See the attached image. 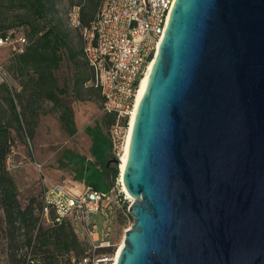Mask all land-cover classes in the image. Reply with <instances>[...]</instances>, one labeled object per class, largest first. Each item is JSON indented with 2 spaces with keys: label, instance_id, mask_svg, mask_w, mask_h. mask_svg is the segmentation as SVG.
Instances as JSON below:
<instances>
[{
  "label": "water",
  "instance_id": "1",
  "mask_svg": "<svg viewBox=\"0 0 264 264\" xmlns=\"http://www.w3.org/2000/svg\"><path fill=\"white\" fill-rule=\"evenodd\" d=\"M121 182L115 264H264V0L172 1Z\"/></svg>",
  "mask_w": 264,
  "mask_h": 264
},
{
  "label": "built area",
  "instance_id": "2",
  "mask_svg": "<svg viewBox=\"0 0 264 264\" xmlns=\"http://www.w3.org/2000/svg\"><path fill=\"white\" fill-rule=\"evenodd\" d=\"M172 1L98 0L85 23L80 19V4L71 5L65 12L67 26L78 33L80 55L88 69L81 87L97 91L100 112L113 115L107 137L116 157L121 152L138 82L162 36ZM24 43L22 33L14 29L0 36V46L9 45L14 52H21ZM13 153L10 146L6 166ZM120 197L125 199L120 190L113 194L87 185L75 192L61 182H52L41 191L39 214L48 224L68 220L74 234L85 240L87 247L77 264H110L113 253L97 249L112 245L110 236Z\"/></svg>",
  "mask_w": 264,
  "mask_h": 264
},
{
  "label": "trees",
  "instance_id": "3",
  "mask_svg": "<svg viewBox=\"0 0 264 264\" xmlns=\"http://www.w3.org/2000/svg\"><path fill=\"white\" fill-rule=\"evenodd\" d=\"M51 7V0H0V36L14 29L21 32L25 39L21 52H11L4 59V68L18 87L15 89L5 81H0V114L5 117L0 118V210L4 224L12 229L15 228L13 224L33 229L35 218L29 205L20 207L14 182L5 170L4 160L12 145L10 130L31 139L39 114H50L68 139H72L76 134L73 111L66 99L68 89L65 85H58L54 76L62 58V50L68 46L63 35L51 23V18L47 17ZM10 8L23 10V13L19 14L20 25L10 27L11 23H2L7 9ZM66 56L72 59L75 53L69 51ZM84 66L79 68L76 65L73 68L70 95L75 98H79V87L88 77L85 63ZM47 102L50 106L44 110L40 109L41 103ZM27 113H30L29 117ZM100 113V120L94 121L92 125H84L82 129L90 138L91 156L97 163L98 156H103L101 170L114 178L116 167L104 165L105 153L111 150L107 133L105 135L101 130L102 122L108 126L113 122V115ZM82 165L78 172L79 177L88 186L97 188L94 182L83 177L93 163L83 160ZM11 243L12 238L9 237L6 259L0 264H77L86 249L66 219L46 227L38 226L31 236L26 237L24 250L12 247ZM106 251L109 249H97V252Z\"/></svg>",
  "mask_w": 264,
  "mask_h": 264
},
{
  "label": "rangeland",
  "instance_id": "4",
  "mask_svg": "<svg viewBox=\"0 0 264 264\" xmlns=\"http://www.w3.org/2000/svg\"><path fill=\"white\" fill-rule=\"evenodd\" d=\"M51 1L52 7L49 9L47 17L51 18V23L63 35L68 46L65 50H62L59 67L54 71L56 82L60 86L65 85L67 87L68 95L66 99L70 103L71 108L73 106L72 111L76 112L78 116L88 117L92 123V121L100 120V97L98 93L92 89L79 87V98L70 95L73 68L76 65L79 68L85 66L80 56V38L76 30L67 26L65 12L71 5L80 4V19L85 23L91 17L98 0ZM21 13H23L22 9H7V14L2 23L6 25L11 23L12 25L10 27L20 25L19 14ZM69 51L75 53L72 59L66 56V53ZM11 52H14V50L9 45L0 46V73L3 74V76L0 75V81H5L8 85L16 89L18 86L4 68V59ZM49 106L50 104L48 102L41 103L40 109L44 110ZM29 116L30 113H27V117ZM40 116L41 114H39V119ZM0 118L5 119L1 114ZM107 128L108 124L102 122L101 130L105 135ZM43 131L44 133L38 132L36 135L33 134L31 139H28L26 135L20 136L18 132L15 133L10 130V136L12 137L11 146L14 153L7 166L4 160L5 170L14 182L16 198L20 207L23 208L29 205L31 208L32 216L35 218V225L33 229H26L25 226H19L17 224H13L14 229L8 228L3 222L0 210V262L6 259V246L9 237L12 238V247L24 250L26 237L31 236L38 226L46 227L48 225L47 222L42 220L39 214V197L44 186L52 182H61L75 192H81L85 189L87 184L79 177L78 173L79 169L83 167V160H88L94 165L88 168V171L83 177L90 182H94L97 186L96 189L101 191L111 190L113 194L119 190L122 191L118 180V168L112 163L108 164L116 167V176L114 178H111L101 170L100 163L101 157L103 158V156L99 155V162H95L90 154L88 143L84 140V137H87L84 131L79 134L78 140H71L67 137H62L58 133L57 128L51 126V120L47 122ZM125 135L126 133L124 134L123 143ZM105 155L106 159L111 155L116 157L111 151L105 153ZM129 201V198L126 199L125 197V199H122L120 197V200L115 206L112 233L110 236L112 245L108 251L110 253L115 254L121 244L124 230L132 223V217L126 211ZM75 236L79 241L84 243V248H86L85 240L81 239L78 233Z\"/></svg>",
  "mask_w": 264,
  "mask_h": 264
},
{
  "label": "bare ground",
  "instance_id": "5",
  "mask_svg": "<svg viewBox=\"0 0 264 264\" xmlns=\"http://www.w3.org/2000/svg\"><path fill=\"white\" fill-rule=\"evenodd\" d=\"M155 53V51H154ZM154 53L151 57V61L147 64L146 68H145V72L143 74V76L140 78L139 82H138V86H137V89H136V92H135V95H134V100H133V105H132V108L129 112V115H128V124H127V127L125 128V139H124V143H123V147H122V152L120 153V155H118L117 157V165L116 167L118 168L119 170V173H118V180H119V184L121 185V192H123L125 194V197L128 199H131L130 196L125 192L124 188H123V185H122V182H121V173L123 171V165H124V158H125V151H126V147H127V139L129 137V131H130V127H131V123L133 121V117H134V113H135V110H136V107H137V104H138V100L142 94V90H143V87H144V84L146 82V79H147V76H148V73H149V70H150V67H151V64H152V61H153V57H154ZM122 245V241H121V244L120 246L118 247V249L116 250L115 254H113V258H112V261L110 264H115V259H116V256H117V253L120 249Z\"/></svg>",
  "mask_w": 264,
  "mask_h": 264
},
{
  "label": "crops",
  "instance_id": "6",
  "mask_svg": "<svg viewBox=\"0 0 264 264\" xmlns=\"http://www.w3.org/2000/svg\"><path fill=\"white\" fill-rule=\"evenodd\" d=\"M73 108V106H72ZM73 118H74V123H75V127H76V134L74 135L73 139L71 140H78L79 134L81 132H83V126L84 125H91L93 124L94 121H92V123L89 121L88 117H82V116H78L76 114V112L73 111ZM51 120V126L52 127H56L58 133L62 136V137H66L65 134L60 130L57 121L55 120L54 117H52L51 115L45 114V115H41L39 121L37 122V126L35 128V133L34 135H36L38 132L44 133V129H45V125H47V122ZM86 135V134H85ZM87 136V135H86ZM84 140L86 141V143H88V146L90 145V138L89 136L84 137Z\"/></svg>",
  "mask_w": 264,
  "mask_h": 264
}]
</instances>
